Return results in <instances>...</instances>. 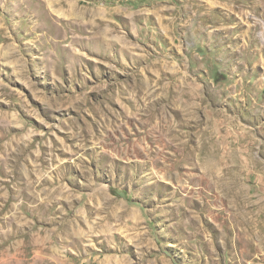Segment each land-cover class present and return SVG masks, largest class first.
<instances>
[{"label":"rangeland","instance_id":"374dc122","mask_svg":"<svg viewBox=\"0 0 264 264\" xmlns=\"http://www.w3.org/2000/svg\"><path fill=\"white\" fill-rule=\"evenodd\" d=\"M0 264H264V0H0Z\"/></svg>","mask_w":264,"mask_h":264}]
</instances>
